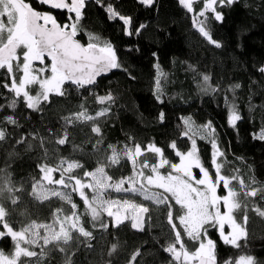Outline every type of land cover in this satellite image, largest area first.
Returning <instances> with one entry per match:
<instances>
[{
	"label": "trees",
	"instance_id": "16d2710c",
	"mask_svg": "<svg viewBox=\"0 0 264 264\" xmlns=\"http://www.w3.org/2000/svg\"><path fill=\"white\" fill-rule=\"evenodd\" d=\"M25 1L41 12H51L35 2ZM108 3L122 15L132 18L130 28L133 32L141 24L145 27L140 29L138 35L127 36L124 34L125 26L122 21H109L102 6L97 5L94 0H87L84 17L78 25V38L85 44L110 42L127 72L116 69L93 87L82 88L79 92L76 86L65 84L64 87L68 89L66 97L50 94L51 103L41 104L44 111L32 112L25 107L22 98L15 110L7 107L15 97L14 93L2 87L5 82L10 84V80H6L5 70L0 69V105H4L0 108V128H7L10 134L6 141L0 142V170L8 173L17 186L23 183L29 188L34 179L41 176L37 170L38 163L54 166L61 158H66L68 163L76 161L83 165L82 168L71 170L70 174L85 180L87 178L83 175L84 171H94L99 166L98 161L111 156L108 146L113 145L123 166L113 165L106 167L105 171L114 180H118L132 173L131 161L124 155L126 148L134 150L135 144H140L144 149L149 143H154L164 149L167 159L179 163V158L167 145L175 140L178 150L186 153L191 140L195 139L201 162L214 174L210 141L215 139L225 154L218 159V162L224 165L221 174L238 176L248 186V190L264 187V141L253 139V134L264 128V74L257 70L264 66V0H239L234 6L223 9H219L217 5L218 10L224 12L225 18L223 23L211 22V34L222 43L221 48L208 44L199 34L198 28L193 25L195 19H204L197 16L203 9L201 0L194 3L195 9L192 13H188L179 5L178 0H156L152 8L141 5L139 0H103V4ZM51 14L62 25L70 23L67 19L69 14L66 12ZM207 15L211 19V14ZM128 48L133 51H127ZM153 53H156L155 57ZM45 62L50 65L49 61ZM154 65H159V68ZM189 65H192L195 71ZM39 67L41 66H36ZM128 73L135 79H130ZM203 75L210 76L208 83L212 88L218 89L216 92L206 95L202 91ZM157 76L164 104H160L153 95ZM235 84H240V88L229 91V86ZM37 89L38 86L33 85L30 91L35 94ZM108 92L112 93L116 102L110 106L107 116L69 126L70 143L64 146L54 143L48 129L53 132L60 129L61 118L80 111L81 104L87 109L88 115L95 116L97 111L108 106L98 103L96 97ZM232 104L243 117L237 122L236 129L227 124ZM161 111L165 113L163 123L158 119ZM9 115L18 120L20 127L3 122V117ZM182 116L191 117V122L203 131L206 130L203 125L211 121L215 131L210 129L205 133L203 140L200 137L192 138L187 125L180 120ZM93 126L101 128V137L91 133ZM34 130L45 137L47 156L39 148V141L28 136V133ZM184 132L188 133L186 137L182 135ZM21 135L26 137L27 144L32 145L30 150L27 149V144L15 143ZM97 139L101 140L98 146L100 150L95 152L92 144ZM159 159L149 152L137 158L138 161L148 160L149 163L158 162ZM167 170V167L160 169L162 172ZM144 171L146 174L149 172L148 169ZM55 175L58 178L60 174L55 172ZM253 180L255 183H252ZM232 185L237 191L240 190L239 180L232 181ZM220 191H224L223 188ZM24 199L25 205L19 206L11 217L15 229L21 227V221L49 223V213L52 209L70 208V205L57 198L35 205L28 202L26 196ZM72 199L79 206L77 212L84 213L87 206L77 193H72ZM248 199L256 206L264 208V201L259 197ZM25 206L27 212L21 217L19 212L24 211ZM146 206L150 208L151 220L145 216L144 232L132 229L130 220H125L118 228H113L112 218L102 214V218L109 222L108 231L103 232L94 228L90 216L84 214L80 223L96 237L91 241V249L85 248L80 240L75 238L76 233H73V238L67 244L62 243L64 237L61 235V243L46 246L42 260L39 256L21 257V264L26 260H31L33 264H66L65 257L72 252H75L72 257L74 264H129L130 257L137 249L143 252V259L139 264H169L170 257L161 250L160 245L169 240L170 226L166 224L162 206L151 202H147ZM176 209V214H180L178 206ZM235 215L239 219L241 214L237 212ZM249 217V237L247 242L241 241L242 249L224 245L217 231L210 230V238L217 245L219 264H223L228 258H238L239 255H251L256 258L257 264H264V222L251 210ZM113 242L119 246L117 252L109 257L107 253ZM185 244L189 251H195L198 246L186 237ZM14 247L15 242L10 238H0V251L6 255L14 253ZM23 247L37 253L41 251L39 247H32L31 242L23 243ZM61 247L63 252L56 250Z\"/></svg>",
	"mask_w": 264,
	"mask_h": 264
},
{
	"label": "snow or ice",
	"instance_id": "6c2138e0",
	"mask_svg": "<svg viewBox=\"0 0 264 264\" xmlns=\"http://www.w3.org/2000/svg\"><path fill=\"white\" fill-rule=\"evenodd\" d=\"M94 2L103 7L109 21L119 19L123 22L124 34L127 36L138 35L140 29L145 27L141 24L133 32L130 28L131 17L122 15L111 3L105 5L103 0H94ZM195 2L197 0H178L179 5L188 13L194 11L193 4ZM201 2L203 9L197 13V16L204 19H195L193 25L198 28L199 34L205 38L208 44L215 48H221L222 43L214 39L211 34V22L223 23L225 18L224 12L218 10L217 5H219V9L232 7L239 0H201ZM38 3L48 5L51 9L66 10L70 23L62 25L51 12L36 11L25 0H0V69L5 70L6 80H10V84L5 82L2 87L8 92L14 93L15 97L7 104L9 109L15 110L18 101L22 98L27 109L32 112H43L41 104L42 102L51 103L50 94L57 97L68 95V89L64 87L66 82L76 86V90L79 92L86 86L95 85L98 77L107 75L113 69H122L127 72V68L120 62L117 51L110 42H88L83 45L77 39L78 25L84 17L87 0H55V2L53 0H38ZM139 3L147 8H152L156 4V0H139ZM208 13L211 14V19H209ZM18 50H20L19 54ZM127 51L132 52L133 49L128 48ZM153 56L155 57L156 53H153ZM45 57L50 60V65L46 64ZM35 61H38L41 67L35 68L33 66ZM154 67L159 68V65H154ZM189 67L193 68L192 65ZM257 70L264 74V66H260ZM193 71H195L194 68ZM45 72H50L51 75L45 77ZM128 75L130 79H135L130 73ZM202 79L201 88L206 95L218 90L209 85V75H203ZM33 85L38 86L35 95L30 92ZM238 88H240V84L230 85L229 91ZM153 95L160 104L165 103L161 99L162 90L159 76H157L156 90ZM96 100L98 103L108 106L92 116L87 114V109L81 104L80 111L61 118L60 129H57L56 132L48 129V134L54 138L56 145L64 146L66 143H70L69 126L77 122L83 123L95 120L96 117L107 116L110 106L116 102V98L111 92L97 96ZM225 103H228L227 97H225ZM3 107L4 105H0V108ZM242 118L236 106L232 104L227 117L228 126L236 129L237 122ZM158 119L160 123L164 122L165 113L163 111L158 114ZM180 120L185 125H189L191 117L182 116ZM3 122L7 125L20 127L18 120L12 115L3 117ZM203 127L212 129V122L209 121ZM214 131L212 129V132ZM91 133L97 137L102 135L101 128L97 126L91 127ZM211 134L209 133V135ZM9 135L7 128H0V142L6 141ZM182 135L186 137L188 133L184 132ZM28 136L39 141V148L47 156L45 137L35 130L28 133ZM201 139L203 140L204 136H201ZM253 139L264 141V128L260 129L258 133H254ZM15 143L25 145L27 139L21 135ZM100 143L101 140L97 139L92 144L95 152L100 150L98 147ZM31 147V144H27L28 150ZM210 147L211 166L215 179L201 162L195 139L191 140L190 148L186 153L178 150L175 140L167 145V148L179 158V163H173L167 159L164 149L154 143H149L144 149L140 144H135L134 150L126 148L124 155L127 160L131 161L132 173L118 180H114L105 171L106 167L113 165L123 166L113 145L108 146L111 149V156L98 161L99 166L94 171H84V177L90 178L87 182L70 174L71 170L82 168L83 165L76 161L68 163L66 158H61L59 163L54 166L38 163L37 170L41 176L39 179H34L29 188H26L23 183L17 186L8 173L0 170V238L7 237L15 242L14 253L6 255L0 251V264H21V257L39 256V259L42 260L46 246H55L61 243V235L64 237L62 243L67 244L73 238V233L77 234L75 238L80 240L85 248L91 249L93 247L91 241L96 237L80 223L81 216L84 214L90 216L94 228L103 232H107L109 229V222L102 218L103 213H106L108 218H112L111 227L113 228H118L125 220H130L132 229L144 232L145 216L147 215V219L151 220L150 208L144 204L134 203L128 198L120 199L106 195L109 190L115 193L140 196L145 201L162 206L166 224L170 226V236L166 244L160 245V248L169 255V264H173V262L175 264H191L193 261L198 264H218L217 245L210 238V230L217 231L224 245L242 249L241 241L247 242L249 237L247 230L250 221L249 210L264 222V208L256 206L252 200L248 199L259 197L261 201H264V187L248 190V186L238 176L221 174L224 165L219 163L218 159L225 154L215 139L210 141ZM145 152L159 157V161L155 163H149L148 160L138 161L136 157L144 156ZM165 167L169 171L167 174H162L160 169ZM193 168L199 170L201 178L194 175ZM144 169L149 170L148 174ZM55 172L60 174L59 179H53ZM234 180H239V191L232 185ZM221 183L226 190L225 195H218ZM252 183H255V180ZM53 184L62 186L63 189H71V191L66 192L48 187ZM125 185L128 186L125 187ZM85 189L90 190L91 197L86 194ZM152 189L162 191H153ZM72 193H77L80 200L87 206L84 213L77 212L79 206L73 201ZM25 196L27 201L33 205L44 204L51 198H57L70 205V208L68 210L62 207L52 209L49 213V223L21 221V227L15 229L11 217L17 212L19 206L25 205ZM221 204L225 209L223 212ZM176 206H178L180 214H176ZM121 209L127 212L123 219L120 215ZM26 212L27 207L25 206L24 211H20L19 215L23 217ZM237 212L241 214L239 219L235 215ZM226 225L230 229L227 234L225 233ZM41 229H43V234H41ZM49 234H52L50 239L48 238ZM29 236L32 237L31 246L39 247L40 253L24 248L22 256L16 255L17 247H22L17 244L16 237H20L24 244H29ZM81 237L84 239L81 240ZM185 237L198 245L195 251L187 249ZM40 240H43V244L39 242ZM118 246L116 242L111 244L107 253L109 257L117 252ZM56 250L64 251L62 247ZM74 255L75 252H72L65 257L66 264H74L72 260ZM142 259L143 252L141 249H137L130 257L129 264H139ZM24 264H33V262L26 260ZM223 264H257V261L251 255H239L238 258L224 260Z\"/></svg>",
	"mask_w": 264,
	"mask_h": 264
},
{
	"label": "rangeland",
	"instance_id": "374dc122",
	"mask_svg": "<svg viewBox=\"0 0 264 264\" xmlns=\"http://www.w3.org/2000/svg\"><path fill=\"white\" fill-rule=\"evenodd\" d=\"M197 1H199V0H197ZM193 8L195 9V5H194V4H193ZM37 65H40L38 61L33 62V66H34L35 68H36ZM40 66H41V65H40ZM50 75H51L50 72H45V73H44V76H45V77H48V76H50ZM37 91H38V89H37ZM30 92H31V91H30ZM31 94H33V93H31ZM33 95H35V94H33ZM187 128H188V133L191 135L192 138H197V137H200V138H201V136H204V137H205V133L210 131V129H206V130L203 131V130L197 128L192 122H190V124L187 125ZM137 158H138V157H136V159H137ZM168 171H169V169H168L166 172H162V171H160V172H161L162 174H167ZM193 173H194V175H195L197 178H201V174L199 173V170H198V169L193 168ZM210 173H211V172H210ZM174 174H175V173H174ZM211 174H212V173H211ZM212 175H213V179H215L214 174H212ZM53 179H59V177L57 178L56 175H55V173H53ZM89 179H90V178H87V179H85V181L87 182ZM44 183L46 184L47 182L45 181ZM72 183L74 184V180L72 181ZM127 186H128V185H125V187H127ZM48 187H54V188H57V189H59V190L66 191V192H70V191H71V189H63L62 186L55 185V184H53V185H48ZM221 188H223L222 183H221L220 187L218 188V195H225V194H226V190L223 188L224 191H222V192H223V193H222V192L220 191ZM152 190H153V191H159V190H157V189H152ZM85 192H86V194H87L89 197H91L92 193L90 192L89 189H85ZM106 195H110V196H112L113 198H120V199L128 198V199H130L132 202L137 203V204H144V205H146L147 202H150V201H145V200H143V198L140 197V196H131L130 194H125V193H115V192H113V191H111V190H109V193H107ZM221 211H222V212L225 211L223 204H221ZM103 214H106V213H103ZM120 215H121V218L123 219V217H124L125 215H127V212H126L124 209H121V213H120ZM40 231H41V234H43V229H41ZM229 231H230V229H229L228 226L226 225V226H225V233L227 234ZM51 236H52V234H49V237H48V238L50 239ZM28 239H29V242H31L32 237L29 236ZM16 242H17L18 245H21V246H22V247H17V249H16V255H23V254H24V252H23V249H24V247H23V240L20 239V237H16ZM39 242H40V243H43V240H40ZM196 263H197L196 261L191 262V264H196Z\"/></svg>",
	"mask_w": 264,
	"mask_h": 264
},
{
	"label": "water",
	"instance_id": "95a60500",
	"mask_svg": "<svg viewBox=\"0 0 264 264\" xmlns=\"http://www.w3.org/2000/svg\"><path fill=\"white\" fill-rule=\"evenodd\" d=\"M30 1H32V2H35V3H37L39 6H42V7H44V8H46L47 10H50L51 12H56V13H59V12H66V10H58V9H51L48 5H42V4H40V3H38V0H30ZM25 2H27V1H25ZM53 2H55V0H53ZM27 3H29L30 5H31V3L30 2H27ZM32 6V5H31ZM33 7V6H32ZM34 8V7H33ZM34 10H36V11H40V10H37V9H35L34 8ZM67 13V12H66ZM59 22V21H58ZM41 23H42V21H41ZM60 23V22H59ZM77 39L83 44V45H86L82 40H80L79 38H78V36H77ZM19 51V50H18ZM45 60H47V61H49L50 62V60L47 58V57H45ZM51 63V62H50ZM115 70L116 69H113L111 72H109L107 75H102V76H100V77H98L97 78V82L100 80V79H102V78H107V77H109L113 72H115ZM65 84H71L70 82H66ZM74 86V85H73ZM94 85H91V86H86L85 88H91V87H93ZM196 264H198V262L196 263ZM219 264V263H218Z\"/></svg>",
	"mask_w": 264,
	"mask_h": 264
}]
</instances>
